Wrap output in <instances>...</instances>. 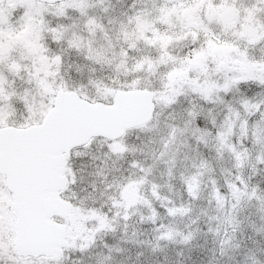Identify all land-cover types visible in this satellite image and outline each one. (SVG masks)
I'll use <instances>...</instances> for the list:
<instances>
[{
    "label": "rangeland",
    "instance_id": "rangeland-1",
    "mask_svg": "<svg viewBox=\"0 0 264 264\" xmlns=\"http://www.w3.org/2000/svg\"><path fill=\"white\" fill-rule=\"evenodd\" d=\"M130 1L88 0L87 16L94 17L103 26V31L98 29L95 34L87 30L85 17L78 8L69 9L65 17L55 14L54 6L48 5L49 11L44 13L43 18L48 25L67 27L69 35H80L85 44L90 40L111 63L120 62L118 53L121 46L128 47L127 39H135L143 29V35L137 41L135 49L128 52L126 68L129 70L121 69L115 75L108 76L110 78L98 80L100 88L89 84L85 75L78 71L79 65L72 55L79 52L65 50L62 71L68 87L84 92L93 101L99 99L111 104L114 92L128 90L126 85L135 75L140 81L137 90L159 91L162 79H170L171 87L184 93L178 103L171 106L166 105L158 94L154 95L157 111L152 122L115 141L124 143L129 149L127 152L111 154L107 147L111 142L95 139L90 145L78 150L80 155H74L73 168L77 172V184L65 193V199L82 201L84 206L101 209L112 217L116 211L111 206L112 200L122 201L123 189L129 183L136 182L134 190L127 193L136 203L126 210L127 220L123 219L125 210L121 209V216L114 222L115 231L97 233L95 244L85 252L66 250L64 264H100L101 261L103 264H114V250L118 246L121 248L122 243H128L130 237L136 235L141 236L151 249L172 244L182 245L179 235L174 241L157 239L160 232L169 228L184 235L191 232L193 239L188 244L195 243L200 238L211 237L217 246V259L213 257L212 264H230L236 258L261 259L257 257L259 245L264 244V212L260 211L261 204L257 199L247 197L237 203L228 185L235 184L243 190L241 181L237 179L239 176L248 185V192L259 186L256 179L258 174L264 172V164L257 163L256 156L264 150V145L256 144L249 138L264 128V111L246 110L250 117H255L252 124L236 109L224 105L223 100L214 95L205 100L199 92L191 89L196 85L201 89L208 88L218 81L223 82L225 79L243 75L249 66L239 63L238 53L243 51L249 60L264 59V42L246 46L237 41L227 60L226 69L216 67L219 53L209 54L197 66L181 64L182 60L188 59L185 54L189 48L196 46L191 38H183L184 33L195 31L199 34V39L203 40L207 31V35L218 36L220 41H234L237 39L236 33L248 23L244 10L255 3V0H226L222 8L215 6L220 0H213V7H209L208 0H196L198 7L190 6L192 0H138L137 7L135 6L137 11H132L129 3L134 1ZM30 2L39 4L34 0ZM0 8V16L9 21L23 22L27 29L23 33L25 36L35 35V21L38 18L36 7H33L30 14L19 4L10 8L5 3ZM260 20L264 22V16ZM148 40L154 42L148 44ZM53 47L59 50L64 46ZM137 58L151 61V65L146 63L141 72L133 73L132 65ZM182 67H188V71L182 72ZM161 68L162 72L159 71ZM21 83L16 81L17 86ZM241 85L246 86V89L258 87L256 82L249 79L247 83H240L233 88ZM220 95L222 97L223 92ZM189 109H195L199 118H212V125L202 128L197 123L199 119L189 122L186 117ZM22 113L23 107L17 105V118H21ZM173 128L176 129L175 135ZM244 147H247L248 160L242 167L237 168L232 149L243 150ZM101 169L103 174L97 175ZM179 181L186 187V196L180 195ZM190 186L192 191H189ZM207 187L211 188L209 194ZM257 192L259 193L258 189ZM216 196L223 198L222 207ZM173 207H184L188 211L171 215L168 209ZM153 213L154 223L147 219ZM203 217H206L205 229H201L200 224ZM229 218H232L233 223H228ZM134 220L146 225L143 232L139 233ZM57 221L68 223L66 219ZM147 225L149 229L146 228ZM88 226L95 227V222L89 221ZM226 233L232 237V246H223L222 252L221 240L227 238ZM250 242L255 245L254 248Z\"/></svg>",
    "mask_w": 264,
    "mask_h": 264
},
{
    "label": "snow or ice",
    "instance_id": "snow-or-ice-1",
    "mask_svg": "<svg viewBox=\"0 0 264 264\" xmlns=\"http://www.w3.org/2000/svg\"><path fill=\"white\" fill-rule=\"evenodd\" d=\"M5 3L10 8L19 4L27 9L29 14L33 7H36L38 18L35 21V35L27 37L23 34L27 29L22 21H9L0 16V264H64L66 250L85 252L95 244L97 233L115 231L114 222L121 216V209L125 210L123 219L127 220L126 210L136 203L127 195L130 190H134L136 182L129 183L123 189L122 201L112 200L111 206L116 209L112 217L101 209L84 206L82 201L65 199V193L77 184L73 157L81 154L78 146L90 145L92 138L102 131L104 135H109L103 127L105 122L115 110L123 107L122 98L131 96L140 87V81L134 75L126 85L127 93L123 90L115 91V102L111 107H105L91 100L84 92L68 87L62 71L65 50H75L93 63L111 61H108L90 40L85 44L80 35H69L67 27L48 25L43 17L44 13L49 11L48 5L53 4V0H40L36 5L30 0H0V6ZM208 4L213 7V0H208ZM225 4L226 0H220L215 6L222 8ZM88 6V0L54 2L55 14L66 17L69 9L78 8L80 14L85 17V26L91 34H95L98 29L103 31V26L98 24L94 17L87 16ZM190 6L199 5L196 0H192ZM244 11L248 23L236 33L237 39L234 41H220L218 36L207 35L206 30L203 40L199 39V34L195 31L184 33L183 38H191L196 42V46L189 48L185 54L188 59L182 60L181 64L187 63L188 67L197 66L209 54L219 53L216 67L226 69L227 60L237 41L246 46L264 42V22L260 20V17L264 16V0H255V3ZM142 35L143 29L135 39H127L128 47L121 46L118 53L120 62L115 65L117 71H127L128 52L135 49ZM153 42L147 41L148 44ZM53 45L64 47L57 50ZM238 55L239 63L249 66L243 75L225 79L223 82L218 81L208 88L201 89L196 85L191 90L199 92L208 100L213 95L217 99L227 98L231 88L240 83H247L249 79L264 89V59L249 60L243 51ZM146 63L151 65V61L137 58L132 65V72H141ZM188 67H182L180 70L186 73ZM16 81H21V85L17 86ZM89 84L101 87L99 81L89 80ZM157 94L166 105L171 106L178 103L184 93L172 88L170 79H162L161 90L141 93L145 97L141 103L146 110L151 108L148 97ZM242 104L245 110L254 108L264 111V108H261L264 100L250 103L248 99H244ZM17 105L23 107L21 118L16 115ZM186 117L189 122H195L199 119V114L195 109H189ZM147 119L145 115L143 119H138L137 123L144 126ZM172 132L175 135L176 129L173 128ZM123 134L124 129L121 128L119 135ZM253 142L264 145V128L254 134ZM107 147L109 153L118 155L129 150L124 143L115 141L108 143ZM232 151L235 166L242 167L248 160L247 147L243 150L233 148ZM256 161L264 164V150L256 156ZM102 174L103 169L97 173ZM237 179L241 181L243 190L235 184L228 185L237 203L244 197L255 198L264 207V194H259L255 187L248 192V185L239 176ZM142 180L143 178L140 182ZM189 191H192L191 186ZM153 194L155 195V186ZM216 199L222 207L223 198L216 196ZM187 211L184 207L168 209L171 215L184 214ZM57 213L62 214L68 223L56 222ZM154 218L155 213L147 217L153 223ZM89 221H94L95 227H89ZM228 223H233L232 218L228 219ZM178 235L183 244H188L193 239L191 232L184 235L171 228L160 232L157 239L174 241ZM226 237L221 240L222 252L223 246H232V237L227 233ZM100 264H103V261Z\"/></svg>",
    "mask_w": 264,
    "mask_h": 264
},
{
    "label": "trees",
    "instance_id": "trees-1",
    "mask_svg": "<svg viewBox=\"0 0 264 264\" xmlns=\"http://www.w3.org/2000/svg\"><path fill=\"white\" fill-rule=\"evenodd\" d=\"M126 1L129 2L130 0H126ZM133 1L134 3H129V4L132 5V11H137L138 9L136 8L137 7L136 4L138 3V0H133ZM143 52H141L142 55ZM82 55L83 54L76 53L75 55H72V58L79 65L77 68L78 71L84 74L86 79L98 81L100 79L105 80L104 78L115 75V72L117 71L115 65L118 63H94L92 66H88L93 62H90L89 60L85 59V57H82ZM162 70L163 68H161V70L159 71L162 72ZM261 95H264V89H262L261 87L246 89V86L241 85L239 88H232L229 91L227 98L221 99V101L223 100L222 103L224 105L227 104L229 107L236 109L245 120L253 124L255 117H250L247 114L246 110L243 108L242 101L244 99H248L250 103H258L261 100H264V96ZM223 96L224 94L222 95V97ZM97 101L100 100L98 99ZM255 110L257 109L250 108V112H253ZM197 123L202 128H206V127L208 128L212 125V118L207 120V119H203V117H200ZM249 139L251 141L253 137ZM256 180L259 184V186L257 187V189L259 190V194H264V172L258 174ZM178 184H179L178 188H180L181 191L180 195L186 196L184 195L185 194L184 190L186 189V187L184 186L182 181H179ZM210 187H207L208 194L211 191ZM259 207H260V211L264 212V207H262V205ZM262 215L264 214L262 213ZM262 215L261 213H259V218H261ZM202 219L204 220L200 222L202 227L201 229H205L206 217L205 218L203 217ZM134 224L138 227L139 233L143 232V228H145L144 226H146L143 225V223L140 222L139 220L138 221L134 220ZM146 228L149 229V225H147ZM130 238L131 239L130 241L128 240V243L124 242V244L122 243L121 248L118 246L114 250L115 251L114 252L115 260L113 262L114 264H212L211 262L213 260V257H215V253H217L216 251L217 246L214 245V240L211 239V237L209 236L207 238H200V240H197V242L195 243L182 244V245L172 244L168 247L166 246L157 247L154 249H151V247L147 244V242L143 240L142 237L139 235L132 236ZM249 244H251V242ZM254 246H255L254 244H251V247L254 248ZM117 249H119V251H117ZM257 250H258L257 257L261 258L262 260L261 259L244 260L242 258L238 260L236 258V260L232 259L230 261V264H259L260 262H263L262 264H264L263 261L264 244L259 245Z\"/></svg>",
    "mask_w": 264,
    "mask_h": 264
},
{
    "label": "water",
    "instance_id": "water-1",
    "mask_svg": "<svg viewBox=\"0 0 264 264\" xmlns=\"http://www.w3.org/2000/svg\"><path fill=\"white\" fill-rule=\"evenodd\" d=\"M34 1L37 3L40 2V0H34ZM54 2L55 0H53V4H49V5L54 6ZM123 91L127 93L128 90H123ZM141 93H151V91L136 90L131 96L123 97L122 98L123 107L121 109L115 110L103 126L104 130L107 131L109 135H104L102 131L97 135H95L92 138V141L95 139H103L110 142L119 141L123 139L129 131L149 125L154 119V116L157 111L155 97L154 96L148 97L149 103L151 104V108L150 110H146L144 105L141 103V100L145 98L141 95ZM95 102L101 103L105 107H111V105L114 104L115 102V96H113L111 104H106L102 101H95ZM145 115L148 117L146 125L139 126L137 120L143 119ZM121 128L124 129L123 135H119V131ZM84 147L86 146H78V149ZM57 219H62V220L65 219V217L62 214L57 213L55 216V220L58 223L64 224L62 222L57 221Z\"/></svg>",
    "mask_w": 264,
    "mask_h": 264
}]
</instances>
